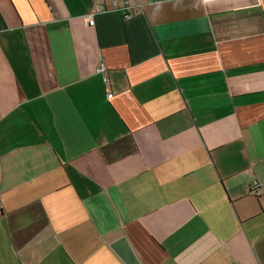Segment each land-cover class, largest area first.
<instances>
[{
    "label": "crops",
    "instance_id": "0c3cea01",
    "mask_svg": "<svg viewBox=\"0 0 264 264\" xmlns=\"http://www.w3.org/2000/svg\"><path fill=\"white\" fill-rule=\"evenodd\" d=\"M131 2L0 0V264H264V0Z\"/></svg>",
    "mask_w": 264,
    "mask_h": 264
},
{
    "label": "built area",
    "instance_id": "2783aa9c",
    "mask_svg": "<svg viewBox=\"0 0 264 264\" xmlns=\"http://www.w3.org/2000/svg\"><path fill=\"white\" fill-rule=\"evenodd\" d=\"M136 8H142V7L139 4L136 5L132 4L131 0H111L110 7L107 8L104 5L98 6L97 8L89 12L86 18L88 20V25L90 27H94L96 15L100 13H107L110 11H114L121 13L125 21H130L131 19L134 18V11ZM97 73L102 76L105 85L109 84L108 72L104 63H102L99 66V68L97 69ZM112 97H113L112 94L108 95V98H112ZM251 192L255 196L263 195L264 186H262L258 182H254L253 185L251 186Z\"/></svg>",
    "mask_w": 264,
    "mask_h": 264
},
{
    "label": "water",
    "instance_id": "95a60500",
    "mask_svg": "<svg viewBox=\"0 0 264 264\" xmlns=\"http://www.w3.org/2000/svg\"><path fill=\"white\" fill-rule=\"evenodd\" d=\"M112 249L126 264H141L126 238H121L113 243Z\"/></svg>",
    "mask_w": 264,
    "mask_h": 264
}]
</instances>
